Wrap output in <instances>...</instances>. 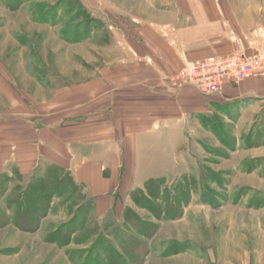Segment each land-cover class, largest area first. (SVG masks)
<instances>
[{"label": "rangeland", "instance_id": "obj_1", "mask_svg": "<svg viewBox=\"0 0 264 264\" xmlns=\"http://www.w3.org/2000/svg\"><path fill=\"white\" fill-rule=\"evenodd\" d=\"M217 2L225 26L264 43V0ZM186 10V0H0V264H264L261 99L193 87L202 105L173 102L177 71L165 114L185 111L182 132L172 118L154 140L161 150L120 170L103 212L80 180L93 178L79 164L98 149L86 134L113 139L137 120L126 114L154 110L153 90L122 70L115 33L132 18L177 23Z\"/></svg>", "mask_w": 264, "mask_h": 264}, {"label": "crops", "instance_id": "obj_2", "mask_svg": "<svg viewBox=\"0 0 264 264\" xmlns=\"http://www.w3.org/2000/svg\"><path fill=\"white\" fill-rule=\"evenodd\" d=\"M186 5L184 20L181 19L177 22L178 24L159 22L154 19L132 18L129 21V31L114 35L117 38L115 41L117 43L116 49L121 52L124 60L121 64L122 70L130 68L135 73L134 78H132L134 84H147L148 93L151 89L153 90L152 101L146 102L147 107L150 108V104L154 110L152 113L146 111L144 114L140 109H137L138 112L132 111L130 114H126L127 119L137 120L129 123L123 122L119 134L113 139L107 137L106 131L100 129L86 134V136L91 137L93 135L98 139L95 143L98 149L95 154L90 155V164H87L86 161L79 164V167L84 169L88 177L93 178L80 180H84L81 183L87 185L85 188L86 195L95 200L96 209L99 212L110 208V199H113L115 192H117L118 183L123 180L119 178L122 168L125 172L129 166L135 165V159L146 150L148 151L149 148L154 152L150 155L155 156L157 151L161 149L159 147L157 149L154 140L162 138L160 136L162 134L170 133L171 126L176 124L177 133L182 132L186 124L185 111L179 109V114L172 117L171 114L166 115L165 113H168L170 108V102L166 100L167 94L168 96L171 94L168 79L179 71L184 61L197 62L210 56L227 55L237 49L239 41L247 43L254 40L248 34V37L245 38L246 33H238L239 30L230 22L225 26L224 22L220 21V3L217 0H186ZM154 87H158L156 93ZM180 88L178 90L180 94L174 96L173 102L178 103L180 101L185 105L186 102L200 101L197 105L203 104V100L197 96L192 86L184 85ZM6 91L8 96L11 95L12 90ZM162 95L163 98H159ZM216 96L217 100L233 101L240 97H249L261 99L260 101L264 102V77H249L235 85L225 84ZM161 100V109L157 110L158 107L156 108V106L160 104ZM165 107L168 110L165 111ZM149 117L151 120L148 119ZM172 118L175 121L173 125ZM98 124L102 123L98 122ZM85 132L82 131L80 134L74 135V141L82 142L80 137L85 136ZM84 145L90 146L86 143ZM129 151L131 152L128 160L127 152ZM66 152L69 154V151L63 148L55 151L59 159H64ZM54 161L56 162V160ZM59 161L66 165L63 160ZM103 171L108 173V176L105 177ZM141 171L135 170L137 174ZM141 178L143 177L136 176V180H141ZM79 182L77 179V183Z\"/></svg>", "mask_w": 264, "mask_h": 264}, {"label": "built area", "instance_id": "obj_3", "mask_svg": "<svg viewBox=\"0 0 264 264\" xmlns=\"http://www.w3.org/2000/svg\"><path fill=\"white\" fill-rule=\"evenodd\" d=\"M250 37L254 38L255 44L239 41L237 49L227 55L210 56L197 62L184 61L173 81L190 85L202 95L210 96L218 94L225 84L235 85L249 77H264L261 35L251 33Z\"/></svg>", "mask_w": 264, "mask_h": 264}]
</instances>
